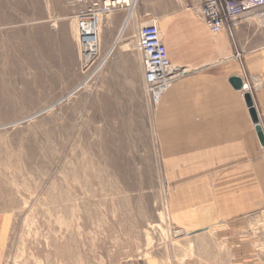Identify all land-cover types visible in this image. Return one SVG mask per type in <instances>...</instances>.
<instances>
[{
	"label": "rangeland",
	"instance_id": "rangeland-1",
	"mask_svg": "<svg viewBox=\"0 0 264 264\" xmlns=\"http://www.w3.org/2000/svg\"><path fill=\"white\" fill-rule=\"evenodd\" d=\"M92 1L0 0V264H264L261 152L255 175L176 173L157 155L155 105L144 95L142 123L140 109L103 101L96 74L72 95L77 109H45L46 58L70 26L76 38V14ZM183 6L137 0V29L159 23L164 40V12ZM255 14L244 20L249 47L264 43ZM180 187L176 206L211 221L174 215Z\"/></svg>",
	"mask_w": 264,
	"mask_h": 264
},
{
	"label": "crops",
	"instance_id": "crops-1",
	"mask_svg": "<svg viewBox=\"0 0 264 264\" xmlns=\"http://www.w3.org/2000/svg\"><path fill=\"white\" fill-rule=\"evenodd\" d=\"M129 1L108 14L116 20L110 29L104 25L100 30L99 51L105 55V63L96 74V87L104 102L115 100L140 109L141 121L146 120L147 125L142 54L135 49L132 36L138 27L137 0ZM199 1L185 0L178 12L163 14L170 19L163 40L169 59L184 70L152 110L157 155L172 158L174 170L180 174L240 175L253 171L255 175L261 143L245 95L250 94L264 133V43L246 45L244 37L252 26L247 20L237 25L232 36L225 30L212 34L197 11ZM258 25L264 27V23ZM79 69L78 44L70 26L54 47L52 58H46L45 92L50 101L45 109L78 108V97L72 95L84 77ZM232 77L242 80V88L233 87ZM252 183L253 189L258 188L256 181ZM183 198L180 187L174 195L173 213L183 217L185 224L212 220L210 216L199 217L187 205L177 207Z\"/></svg>",
	"mask_w": 264,
	"mask_h": 264
},
{
	"label": "built area",
	"instance_id": "built-area-1",
	"mask_svg": "<svg viewBox=\"0 0 264 264\" xmlns=\"http://www.w3.org/2000/svg\"><path fill=\"white\" fill-rule=\"evenodd\" d=\"M123 4L118 0L92 1L76 14L80 68L83 73L85 69L90 70L77 90L83 87L85 78L89 77L88 81L92 79L105 63V55L99 51L100 17ZM263 9L264 0H200L197 5L199 16L212 34L225 30L230 36L237 25ZM134 47L142 54L145 98L155 105L184 69L170 61L160 28L154 21L137 29ZM261 154L264 156V145H261Z\"/></svg>",
	"mask_w": 264,
	"mask_h": 264
},
{
	"label": "water",
	"instance_id": "water-1",
	"mask_svg": "<svg viewBox=\"0 0 264 264\" xmlns=\"http://www.w3.org/2000/svg\"><path fill=\"white\" fill-rule=\"evenodd\" d=\"M230 82L233 85V87L236 89H240L243 86V82L239 77H232L230 79ZM245 99H246L247 105L249 106L250 114H251V117L253 119V122L255 123V130H256V133L258 135L259 141H260L261 145H264V133H263L262 127L260 126V124L258 122L257 112L253 106V102H252V98H251L250 94L247 93L245 95Z\"/></svg>",
	"mask_w": 264,
	"mask_h": 264
},
{
	"label": "bare ground",
	"instance_id": "bare-ground-1",
	"mask_svg": "<svg viewBox=\"0 0 264 264\" xmlns=\"http://www.w3.org/2000/svg\"><path fill=\"white\" fill-rule=\"evenodd\" d=\"M116 1V0H115ZM118 1H120V2H125L126 4H130V1L129 0H118ZM124 5V4H123ZM259 14V13H258ZM256 15V14H255ZM257 16V15H256ZM261 16H264V15H259V16H257V19L258 18H260ZM262 19V18H261ZM157 21V20H156ZM157 24H159V23H157ZM159 26V28H160V31H161V34H162V37H163V33H162V28H161V26H160V24L158 25ZM92 75V74H91ZM240 75V74H239ZM241 76V75H240ZM88 79H89V77L88 78H85V84L88 82ZM83 86H85L84 84H83Z\"/></svg>",
	"mask_w": 264,
	"mask_h": 264
}]
</instances>
